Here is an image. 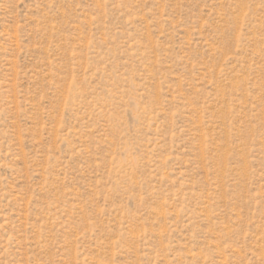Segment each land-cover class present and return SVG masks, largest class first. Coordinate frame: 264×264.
<instances>
[{
	"label": "rangeland",
	"instance_id": "rangeland-1",
	"mask_svg": "<svg viewBox=\"0 0 264 264\" xmlns=\"http://www.w3.org/2000/svg\"><path fill=\"white\" fill-rule=\"evenodd\" d=\"M0 264H264V0H0Z\"/></svg>",
	"mask_w": 264,
	"mask_h": 264
}]
</instances>
